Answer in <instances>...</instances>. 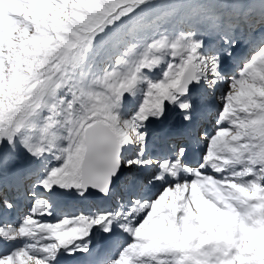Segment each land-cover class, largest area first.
Wrapping results in <instances>:
<instances>
[{"label":"snow or ice","instance_id":"snow-or-ice-1","mask_svg":"<svg viewBox=\"0 0 264 264\" xmlns=\"http://www.w3.org/2000/svg\"><path fill=\"white\" fill-rule=\"evenodd\" d=\"M0 264H264V0H0Z\"/></svg>","mask_w":264,"mask_h":264},{"label":"rangeland","instance_id":"rangeland-1","mask_svg":"<svg viewBox=\"0 0 264 264\" xmlns=\"http://www.w3.org/2000/svg\"><path fill=\"white\" fill-rule=\"evenodd\" d=\"M67 211H68V213H70V214L72 213V211H71V210H67Z\"/></svg>","mask_w":264,"mask_h":264}]
</instances>
